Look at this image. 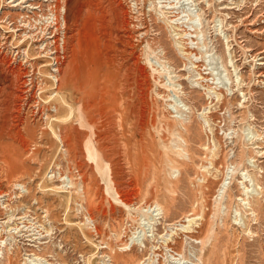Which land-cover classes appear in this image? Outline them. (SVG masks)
<instances>
[{"label": "rangeland", "instance_id": "obj_1", "mask_svg": "<svg viewBox=\"0 0 264 264\" xmlns=\"http://www.w3.org/2000/svg\"><path fill=\"white\" fill-rule=\"evenodd\" d=\"M261 19L264 0H0V264H264Z\"/></svg>", "mask_w": 264, "mask_h": 264}, {"label": "built area", "instance_id": "obj_2", "mask_svg": "<svg viewBox=\"0 0 264 264\" xmlns=\"http://www.w3.org/2000/svg\"><path fill=\"white\" fill-rule=\"evenodd\" d=\"M55 10L54 8H51V10ZM263 19V18H262ZM260 20L261 24L263 25V32H264V20ZM44 26V30L48 28H53V31L51 29V32L49 31L48 34H52L50 40H49V50H48V60H49V70L51 71L50 76L52 81L56 82L57 79V73L58 68L60 65V60L63 58V45H64V29L63 27H59L60 20L58 18V21H52L51 19V11L46 16L45 22H42ZM63 24V22H62ZM261 27V28H262ZM46 30V31H48ZM45 45V43H44ZM43 46V45H41ZM43 48V47H42ZM47 53V52H46Z\"/></svg>", "mask_w": 264, "mask_h": 264}, {"label": "bare ground", "instance_id": "obj_3", "mask_svg": "<svg viewBox=\"0 0 264 264\" xmlns=\"http://www.w3.org/2000/svg\"><path fill=\"white\" fill-rule=\"evenodd\" d=\"M17 1V0H16ZM64 1H66V0H64ZM257 1H259V0H257ZM22 2V1H21ZM17 6V5H16ZM56 7V6H55ZM56 10H58L57 9V7L55 8ZM60 11H61V9H59ZM61 13H62V11H61ZM53 21H58V15H57V12H55V15L53 16ZM181 227V226H180ZM183 228H186V227H183ZM183 228H180V229H176V231H182V232H184L185 233V231H184V229ZM187 233L186 234H188L189 232L188 231H186ZM178 233V232H177ZM168 242L167 241H165V243H164V245H166ZM175 245V242L173 241V240H171V242H169L168 244H167V247H171V245Z\"/></svg>", "mask_w": 264, "mask_h": 264}]
</instances>
